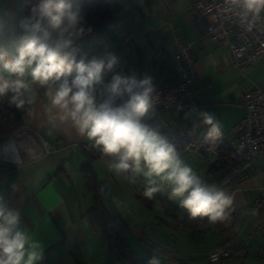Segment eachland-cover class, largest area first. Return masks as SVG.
<instances>
[{"label": "crops", "instance_id": "1", "mask_svg": "<svg viewBox=\"0 0 264 264\" xmlns=\"http://www.w3.org/2000/svg\"><path fill=\"white\" fill-rule=\"evenodd\" d=\"M110 7L118 9V21L77 41L83 52L89 58L112 52L130 74H148L158 86L178 79L174 55L189 44L195 59L197 110L216 115L224 133L221 143L231 146V126L244 113L242 93L251 83L264 81V55L236 70L228 49L195 25L188 13L189 0H110ZM2 9L19 11L15 0H0ZM261 15L264 23V12ZM125 32L134 39L136 49L125 42ZM110 79L111 74L105 77ZM43 92L34 90L22 126L50 140L55 152L31 158L18 150L13 135L0 141V196L10 208L20 211L22 227L41 243L44 258L40 264H128L90 225L88 211L96 197L110 215L126 224L128 245L144 264L153 255L160 264H264V237L257 229L264 200V166L254 167L255 173L238 183L222 184L233 197L225 219L215 223L201 220L195 228L185 226L187 211L169 199L167 191L147 199L144 178L131 184L126 174L117 175L112 169L114 157L100 155L70 127L53 126L43 111ZM186 113L155 109L145 122L162 135H206L207 126L197 114L191 112L186 118ZM257 151L262 150L250 155L251 162ZM183 153L201 179L210 178L206 169L215 159L213 153L201 147ZM198 156L203 159L195 166L188 162ZM204 169L206 174L201 176ZM124 199L131 204L123 205ZM164 200L177 206L176 216L165 210ZM221 246L230 247L231 256L208 262L209 251Z\"/></svg>", "mask_w": 264, "mask_h": 264}, {"label": "clouds", "instance_id": "2", "mask_svg": "<svg viewBox=\"0 0 264 264\" xmlns=\"http://www.w3.org/2000/svg\"><path fill=\"white\" fill-rule=\"evenodd\" d=\"M226 3L239 9L245 20L251 17L249 27L264 12V0ZM15 4L22 11L0 10V96L12 93L10 103L22 109L33 103L35 89H43V111L49 122L70 127L91 148L113 156L115 173L126 174L133 183L144 178L147 199L167 191L190 218L207 217L210 223L225 219L233 197L202 180L175 145L145 122L158 101L153 77L122 74L116 71L119 57L114 53L89 58L77 43L92 31L84 0H15ZM191 112L207 126L206 138L223 135L214 113ZM43 258L41 243L22 227L20 211L0 196V264H40ZM148 264L160 261L153 255Z\"/></svg>", "mask_w": 264, "mask_h": 264}, {"label": "built area", "instance_id": "3", "mask_svg": "<svg viewBox=\"0 0 264 264\" xmlns=\"http://www.w3.org/2000/svg\"><path fill=\"white\" fill-rule=\"evenodd\" d=\"M189 15L198 29L225 46L232 56V63L240 71L264 55V23L262 15L252 22L245 20L239 9L230 7L226 0H189ZM194 55L189 44H184L174 55V68L178 79L166 81L156 86L158 101L155 109L163 112H191L200 103L194 88ZM118 72L130 74L119 61ZM240 104L243 115L233 123L232 151L235 160L244 162L256 150H264V81L251 83L241 95ZM182 106V110H178ZM224 134V133H223ZM19 151L31 158H39L55 152L54 144L46 137L31 129L20 126L13 132ZM223 137V135L221 136ZM220 137V138H221ZM260 220L257 229L264 237V200L260 206ZM232 249L227 246L210 250L208 262H217L229 258Z\"/></svg>", "mask_w": 264, "mask_h": 264}, {"label": "trees", "instance_id": "4", "mask_svg": "<svg viewBox=\"0 0 264 264\" xmlns=\"http://www.w3.org/2000/svg\"><path fill=\"white\" fill-rule=\"evenodd\" d=\"M84 10L87 25L91 26L92 31L81 39L90 38L104 26L118 21V9L110 7V0H84ZM19 11H22V9H19ZM125 37V42L136 49L137 45L134 39L129 34L125 35ZM11 95L12 93L9 92L4 96H0V141L9 135H13V132L22 126V115L30 108L28 104L22 109L15 107V105L10 103ZM163 135L175 145L181 154L185 149L197 150L201 147L215 155V159L206 169L210 178L205 180V182L209 184H215L221 188L222 184L226 186L233 185L255 173L250 157L244 162L235 160L232 147L222 144L221 138L212 140L206 138V135H187L185 132L163 133ZM262 151L264 152V150ZM99 154L104 157H113L102 152H99ZM140 198L144 199V197ZM166 203L165 210L170 216H176L175 210L177 206L170 201ZM88 219L92 229L101 234L111 244L120 258L124 259L128 264H144L136 257L128 245L126 224L120 217L112 216L108 213L100 197H96V201L88 211ZM207 219V217L190 218L187 214L183 224L195 228L199 221H207Z\"/></svg>", "mask_w": 264, "mask_h": 264}, {"label": "rangeland", "instance_id": "5", "mask_svg": "<svg viewBox=\"0 0 264 264\" xmlns=\"http://www.w3.org/2000/svg\"><path fill=\"white\" fill-rule=\"evenodd\" d=\"M187 150V149H186ZM181 156H182V158L184 159V161H185V163H187L186 162V160L188 159V154H187V156H186V154L185 153H183V154H181ZM201 159H203V156L202 157H200V156H198V158L197 159H193L192 161H189L188 160V162H190L193 166H195L196 164H198L200 161H201ZM251 164L254 166V167H261V166H264V160H263V152L262 151H257V153H256V155L252 158V162H251ZM96 166H98V165H96ZM99 167V166H98ZM98 173H99V171H98ZM100 174L101 175H103V173H102V171L100 170ZM206 173H205V169L204 170H202V171H200V175L201 176H204ZM118 175V174H117ZM121 177H123L122 175H121ZM203 178V177H202ZM203 180V179H202ZM131 184H135V183H133L132 181L130 182ZM163 201V200H162ZM164 202H165V206H167V200H164ZM142 203V202H141ZM131 203H129L128 202V200H126V199H124V202H123V205H130ZM143 204V203H142ZM151 206V205H150ZM153 209H155V208H153ZM151 212V210H149V213ZM144 213H147V211L146 212H144Z\"/></svg>", "mask_w": 264, "mask_h": 264}]
</instances>
